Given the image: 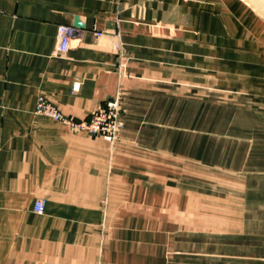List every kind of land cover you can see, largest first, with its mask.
Listing matches in <instances>:
<instances>
[{"label":"crops","instance_id":"0c3cea01","mask_svg":"<svg viewBox=\"0 0 264 264\" xmlns=\"http://www.w3.org/2000/svg\"><path fill=\"white\" fill-rule=\"evenodd\" d=\"M59 24L79 32L64 54ZM39 96L76 119L119 96L123 127L72 132ZM0 264H264V20L239 0H0Z\"/></svg>","mask_w":264,"mask_h":264},{"label":"built area","instance_id":"2783aa9c","mask_svg":"<svg viewBox=\"0 0 264 264\" xmlns=\"http://www.w3.org/2000/svg\"><path fill=\"white\" fill-rule=\"evenodd\" d=\"M98 34L99 32H94V35ZM78 35L79 32L72 25L59 24L57 26L55 53L64 54L70 47L72 40L77 38ZM115 47L120 51V47L117 45H115ZM78 87L79 82H73V92L76 91ZM35 112L65 124L72 132H86L93 136L102 137L109 143H112L118 138L119 132L123 127L120 116L121 106L119 96H114L106 100L103 104L97 106L87 118L83 119H76L64 114L55 104L44 96L38 97L35 104ZM43 208V200H37L33 205V210L38 213H41Z\"/></svg>","mask_w":264,"mask_h":264},{"label":"water","instance_id":"95a60500","mask_svg":"<svg viewBox=\"0 0 264 264\" xmlns=\"http://www.w3.org/2000/svg\"><path fill=\"white\" fill-rule=\"evenodd\" d=\"M247 6L255 15L264 20V0H239ZM75 27H82L77 22Z\"/></svg>","mask_w":264,"mask_h":264},{"label":"rangeland","instance_id":"374dc122","mask_svg":"<svg viewBox=\"0 0 264 264\" xmlns=\"http://www.w3.org/2000/svg\"><path fill=\"white\" fill-rule=\"evenodd\" d=\"M212 178H213V176H212Z\"/></svg>","mask_w":264,"mask_h":264}]
</instances>
